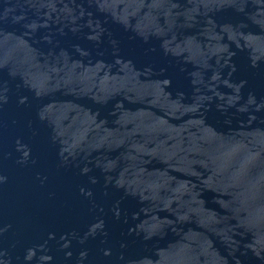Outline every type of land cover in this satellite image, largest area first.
Instances as JSON below:
<instances>
[{
  "label": "water",
  "instance_id": "water-1",
  "mask_svg": "<svg viewBox=\"0 0 264 264\" xmlns=\"http://www.w3.org/2000/svg\"><path fill=\"white\" fill-rule=\"evenodd\" d=\"M0 264H264V0H0Z\"/></svg>",
  "mask_w": 264,
  "mask_h": 264
}]
</instances>
